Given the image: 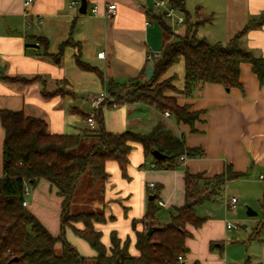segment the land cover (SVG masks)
Instances as JSON below:
<instances>
[{
	"label": "crops",
	"instance_id": "crops-1",
	"mask_svg": "<svg viewBox=\"0 0 264 264\" xmlns=\"http://www.w3.org/2000/svg\"><path fill=\"white\" fill-rule=\"evenodd\" d=\"M24 1L0 0V111H22L42 118L51 134L88 132L86 119L92 110L91 98L106 92L110 79L125 83L139 78L148 66V56L162 53L168 42L156 18L159 15L154 5L158 0H86L87 14L79 12L81 5L72 6L78 0H33L28 8ZM111 5H116L113 15L108 13ZM95 7L97 11L93 13ZM185 9L190 14L199 10L210 17L209 22L200 26L199 37L226 44L248 22L264 17V0H186ZM166 20L174 31L176 25ZM71 36L74 45L65 47L60 61L56 62L53 56L60 53L61 44ZM242 47L264 58V24L246 33ZM79 53L83 67L77 63ZM100 53L102 57L98 56ZM7 77L37 80L11 82ZM163 79H173L178 92L167 94L175 96L180 106L201 112L195 133L189 125L177 123L172 114L165 116V112L144 103L104 107L106 130L113 134L145 135L162 124L188 148L201 149L203 154L179 161L175 169L166 170L153 168L154 157L146 155L142 145L134 144L125 174L118 162L108 161L105 167L108 177L104 182L94 181L86 174V183L82 177L71 212L79 205L73 214L101 213L104 221L92 223L101 234L108 255L115 235L121 248L129 241L128 252L137 257V232L145 230L143 219L154 192L150 184L159 189L158 206L159 202L164 204L159 207L156 222L165 225L175 210L185 204L186 172L213 178L230 165L235 172L246 176L228 181L216 200L207 201L209 212L202 228L187 226L192 234L186 241L190 252L182 263L264 264V239L259 238L255 255L243 252L235 259H230L229 251L223 255L224 245L220 243L229 236L226 199L238 198L241 216L243 204H253L264 192V82L250 64H243L241 87L228 90L221 85L200 84L186 96L181 93L185 89L183 58ZM57 91L61 93L44 96ZM4 138L0 120V177L4 175ZM95 194L97 198L93 200ZM26 202L27 209L57 238L61 234L63 210V197L58 195L57 188L41 180ZM86 228L82 221L73 222L67 227L65 238L86 258V264H95L97 252L75 231ZM57 248L61 251L60 244Z\"/></svg>",
	"mask_w": 264,
	"mask_h": 264
},
{
	"label": "trees",
	"instance_id": "trees-1",
	"mask_svg": "<svg viewBox=\"0 0 264 264\" xmlns=\"http://www.w3.org/2000/svg\"><path fill=\"white\" fill-rule=\"evenodd\" d=\"M186 0H170V3L185 14V23L178 32H173L164 16H156L168 39L159 59L148 61L153 64V76L146 79L147 66L139 78L120 83L110 79L106 92L109 95L96 112L99 124L97 130L82 134H51L48 123L37 117L20 111H0V120L5 131L3 143V177H0V264H86V258L66 240L65 231L73 222L82 221L86 225L83 231L75 230L97 252L95 264H184L179 257L190 252L186 246L192 234L187 226L200 229L207 218L197 215L196 208L207 201L216 200L224 190L225 184L246 176L235 172L230 165L225 171L213 178L203 174H185V204L177 208L169 223L156 222L160 210L157 201L159 189L154 188L153 200L148 203L143 223L147 231L137 232L136 247L139 256L128 252L129 241L120 247V240L113 235L111 255L101 241V234L95 231L92 221H104L101 213L73 214L71 206L82 177L87 173L94 181L104 182L108 174L106 163L116 161L125 174L129 163V154L134 144L143 146L145 154L153 156L155 150L162 153L163 160L155 159V168L173 170L182 156L195 158L203 154L201 149L188 148L185 142L176 137L162 124L157 125L148 134L125 132L113 134L104 125V107H113L129 103H144L154 106L160 112L169 111L176 122L191 127L200 121L201 112L191 111L189 106H180L169 91L178 92L172 84L173 79H163L170 68L181 58L185 61V89L181 92L190 96L197 85L216 84L230 90L241 87L240 69L250 64L259 80L264 82V58L256 57L242 47L246 33L264 24V17L248 24L232 37L230 42L211 43L198 35L200 26L209 22L208 16L199 13L190 14L185 9ZM176 36V41L170 37ZM39 41L43 42L40 38ZM74 45L72 36L61 44L60 53L53 56L59 62L64 48ZM77 63L82 66L80 53ZM11 82L32 83L37 80L25 78H6ZM61 92L44 93L45 97ZM91 140V141H90ZM84 145L86 153L79 155L77 148ZM41 180L55 186L58 195L63 197L61 213V234L56 238L40 223L36 216L23 205L27 194L25 185L35 189ZM264 210V204H263ZM150 228L152 235L148 236ZM57 244L61 251H57ZM247 261L245 264H250ZM194 264H200L196 262Z\"/></svg>",
	"mask_w": 264,
	"mask_h": 264
},
{
	"label": "rangeland",
	"instance_id": "rangeland-1",
	"mask_svg": "<svg viewBox=\"0 0 264 264\" xmlns=\"http://www.w3.org/2000/svg\"><path fill=\"white\" fill-rule=\"evenodd\" d=\"M173 28H174V31L181 30L183 26L176 25V26H173ZM170 40L172 42L176 41L177 37L171 36ZM86 150L87 148L84 147V145H82L79 148H77L75 152L79 155H82L86 153ZM89 173L87 174L89 175ZM83 181H86L87 183L88 178L85 177ZM95 191L98 192V190H95ZM96 198L97 196L95 194L93 200H95ZM263 204H264V192L259 196V198L255 199L253 204H243V207H242L243 211L241 213L242 214L241 216L238 214L239 206L237 207L236 211H229L226 209L228 221L231 222L236 227V229L229 230V236H227L228 238H223V241L220 242L221 244L224 245L223 255L227 251H229L230 259H235L239 255H241L243 252L246 253V255L248 256L256 254L257 248L260 245L258 240L264 239ZM78 206H74L73 213H75V209H77ZM208 206H209L208 202H205L204 204L198 206L196 208L197 215L200 217H205L207 213L209 212ZM249 209L257 213V215L249 216L247 213ZM245 220H248V221H245ZM244 226L246 227L244 228ZM56 250L59 252L58 248Z\"/></svg>",
	"mask_w": 264,
	"mask_h": 264
},
{
	"label": "built area",
	"instance_id": "built-area-1",
	"mask_svg": "<svg viewBox=\"0 0 264 264\" xmlns=\"http://www.w3.org/2000/svg\"><path fill=\"white\" fill-rule=\"evenodd\" d=\"M32 2H33V0H25L24 1V6L26 8H28V7L31 6ZM80 5H81V2L79 0L72 2V6H80ZM154 7H155L158 15H162L165 18L171 20L177 26L184 25L185 20H186L185 16L182 15L177 10V8L174 7L170 3V0H158L155 3ZM115 10H116V5H111L108 8V13L110 15H113ZM96 11H97V8L95 7L92 10V12L96 13ZM147 24L149 25L150 23L148 22ZM98 56L102 57L103 53H100ZM160 57H161V53L150 54L148 56V61L152 62V61H154L156 59H159ZM108 99H110V98H109V95L107 94V92H102L99 95L94 96V97L91 98L90 104H91L92 110L88 114L87 119H86L89 131H94V130L98 129L99 124H98V121H97V118H96V115H97L96 112L102 106V104ZM164 114H165V116H170L171 115V113L168 112V111H166ZM179 160H180V162H185L186 161V157L182 156ZM152 167L153 168L155 167L154 164H153ZM25 186H26L25 187L26 194L29 195L30 192H31L30 187L27 184ZM149 188L150 189H154L155 188V184L154 183L150 184ZM238 202H239V200H238L237 197L227 198L226 201H225L226 209L229 210V211H236V209L238 207ZM23 205L25 207H27L28 203L25 201L23 203ZM159 205L163 206L164 204H163V202H159ZM226 227H227L228 230L236 229V227L229 221L226 222ZM145 230L146 231L148 230L146 226H145ZM179 261L181 263L184 262V257H182V256L179 257Z\"/></svg>",
	"mask_w": 264,
	"mask_h": 264
},
{
	"label": "water",
	"instance_id": "water-1",
	"mask_svg": "<svg viewBox=\"0 0 264 264\" xmlns=\"http://www.w3.org/2000/svg\"><path fill=\"white\" fill-rule=\"evenodd\" d=\"M87 7H88L87 6V1L86 0H81V6L79 8V12L81 14H87V11H88V8ZM152 76H153V64L150 63L147 66L146 79L149 81V80H151ZM153 156L157 160H163L165 158V156L162 153H160L159 151H157V150H155L153 152ZM153 199H154V196H151L150 197V200H153ZM247 213H248L249 216H255V215H257V213L253 212L251 209H249ZM152 233H153V229L150 228V230L148 231V236L152 235Z\"/></svg>",
	"mask_w": 264,
	"mask_h": 264
}]
</instances>
